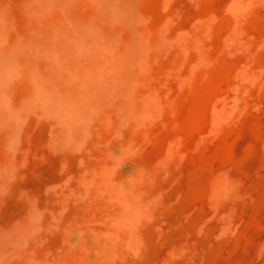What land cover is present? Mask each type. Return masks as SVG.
<instances>
[{
	"label": "rangeland",
	"instance_id": "1",
	"mask_svg": "<svg viewBox=\"0 0 264 264\" xmlns=\"http://www.w3.org/2000/svg\"><path fill=\"white\" fill-rule=\"evenodd\" d=\"M0 264H264V0H0Z\"/></svg>",
	"mask_w": 264,
	"mask_h": 264
},
{
	"label": "bare ground",
	"instance_id": "2",
	"mask_svg": "<svg viewBox=\"0 0 264 264\" xmlns=\"http://www.w3.org/2000/svg\"><path fill=\"white\" fill-rule=\"evenodd\" d=\"M44 89H45V88H44ZM44 89H43V90H44ZM35 92H36V91H34V93H35ZM45 92H46V91H45Z\"/></svg>",
	"mask_w": 264,
	"mask_h": 264
}]
</instances>
